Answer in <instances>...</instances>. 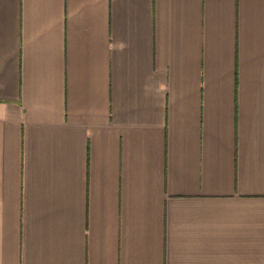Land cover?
Segmentation results:
<instances>
[{
    "label": "crops",
    "instance_id": "0c3cea01",
    "mask_svg": "<svg viewBox=\"0 0 264 264\" xmlns=\"http://www.w3.org/2000/svg\"><path fill=\"white\" fill-rule=\"evenodd\" d=\"M0 264H264V0H0Z\"/></svg>",
    "mask_w": 264,
    "mask_h": 264
}]
</instances>
